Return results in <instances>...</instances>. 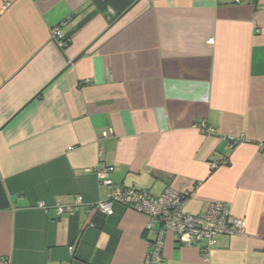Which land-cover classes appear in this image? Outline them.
<instances>
[{
	"label": "crops",
	"instance_id": "0c3cea01",
	"mask_svg": "<svg viewBox=\"0 0 264 264\" xmlns=\"http://www.w3.org/2000/svg\"><path fill=\"white\" fill-rule=\"evenodd\" d=\"M262 144L264 0H0V261L147 264V216L90 209L111 167L246 220L211 248L167 234L161 264H264Z\"/></svg>",
	"mask_w": 264,
	"mask_h": 264
},
{
	"label": "built area",
	"instance_id": "2783aa9c",
	"mask_svg": "<svg viewBox=\"0 0 264 264\" xmlns=\"http://www.w3.org/2000/svg\"><path fill=\"white\" fill-rule=\"evenodd\" d=\"M236 4L241 0H234ZM52 40L60 50L69 45L67 36L59 29H52ZM203 134H213L215 130L205 124L195 126ZM244 138L231 137L227 141L229 146L235 147ZM264 150V144L261 145ZM114 169L104 167L96 171V176L102 185L110 189L107 199L90 206L91 211L113 215V207L120 204L147 216L146 232L152 235L147 264H161L163 249L167 234H172L177 243L182 246H191L199 241H206L209 248L214 247L216 238L220 235H245L246 220L236 218L230 205L224 202H212L201 214L186 212V205L190 200L189 192H181L174 188H167L159 196L152 195L149 191L136 188L122 189L114 185L109 175ZM82 198L77 199L81 204ZM72 210L71 208H68ZM7 264V261H0Z\"/></svg>",
	"mask_w": 264,
	"mask_h": 264
},
{
	"label": "trees",
	"instance_id": "16d2710c",
	"mask_svg": "<svg viewBox=\"0 0 264 264\" xmlns=\"http://www.w3.org/2000/svg\"><path fill=\"white\" fill-rule=\"evenodd\" d=\"M125 207V206H124Z\"/></svg>",
	"mask_w": 264,
	"mask_h": 264
}]
</instances>
